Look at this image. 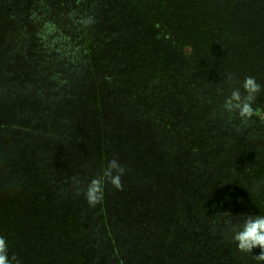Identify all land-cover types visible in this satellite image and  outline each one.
I'll return each mask as SVG.
<instances>
[{"label":"trees","instance_id":"obj_1","mask_svg":"<svg viewBox=\"0 0 264 264\" xmlns=\"http://www.w3.org/2000/svg\"><path fill=\"white\" fill-rule=\"evenodd\" d=\"M205 2L0 0V180L41 196L27 204L42 212V254L260 264V249L238 251L230 232L264 215V121L223 106L253 77L264 109V0H214L216 16H198ZM63 14L81 21L78 35L54 27ZM175 62L185 77L169 71ZM94 179L102 196L90 205Z\"/></svg>","mask_w":264,"mask_h":264},{"label":"rangeland","instance_id":"obj_2","mask_svg":"<svg viewBox=\"0 0 264 264\" xmlns=\"http://www.w3.org/2000/svg\"><path fill=\"white\" fill-rule=\"evenodd\" d=\"M206 1V2H205ZM205 4L204 7L197 6L196 11H200L198 16L200 14H203L204 11L206 12V9H210L209 11H212L214 16H216L215 10L213 8L214 0H204ZM209 6V8L207 7ZM243 10H246V7H242ZM81 16L83 14L80 13ZM232 22H230L229 29L232 31H235V22L240 24L241 18L235 15V13H230ZM64 18L59 16L60 22L63 23L61 25H54V27L58 30L60 28L65 29V27H69V24L73 22H67L66 16L63 14ZM69 23V24H68ZM70 24V26H71ZM82 27L81 21H77L74 24H72V27H69V29H66V33L70 35L79 34V29ZM99 26L97 24L96 26H89L90 29H94L99 31ZM236 28V33L238 34ZM259 39V35L257 34V40ZM264 42V40H263ZM234 48L235 46L232 45ZM14 50V49H9ZM191 51L189 47H185L182 49V52L184 54H188ZM199 55H195L193 61H190V64L188 67H190V70L192 72L196 71V67L194 65L199 62L198 57ZM26 59L23 54L22 57ZM172 68L169 69L170 72L178 74L180 77H185L186 74V67L181 66L180 64H177L176 62L173 65H170ZM205 69V67H204ZM208 73H213L211 68H207ZM188 78H186L187 80ZM208 80L210 78L208 77ZM196 83V79H193V82H190V84ZM227 86V85H226ZM195 87V85H194ZM26 121H28L26 119ZM36 123V122H34ZM33 123V125H35ZM17 149H14V153H16ZM11 152V154L13 153ZM23 152L25 153L24 149ZM31 152V151H28ZM34 155L35 152H31ZM40 154V153H39ZM14 155V154H13ZM15 156V155H14ZM33 156V155H31ZM16 157V156H15ZM39 158L38 156L36 159ZM8 166L5 163H2L1 168H5L4 171H8L6 169ZM30 167V166H27ZM40 172V171H38ZM48 173V171H47ZM44 174V171L42 170V175ZM49 174H53V171H49ZM6 172L4 173V178L0 180V237H3L6 240L7 243V256L9 258L10 264H78V258L75 254H67V252H64L63 254H60L54 249H48L44 254H42V243H46L47 241L45 237H42V212L39 211L40 209H34L32 210L31 205L27 204L28 202L33 203H39V205L42 203L41 196L37 194L38 196L36 202H34L29 195L25 191H23L26 188L21 189L19 186L15 183L10 182L9 179H7ZM16 176V172H14V177ZM46 178V181L50 183L52 178H49L48 176H44ZM55 181V180H54ZM52 183L54 184L53 180ZM31 190V189H27ZM50 201V197H48L47 202ZM31 208V209H30ZM38 211V212H36ZM76 229V226H75ZM61 241L64 240L63 237L59 238ZM118 241V240H117ZM69 242V241H66ZM122 243V242H121ZM120 243V244H121ZM70 244V243H68ZM75 244L77 246H81L79 241H76ZM135 256V257H134ZM147 260H149V257H147L146 254H139L133 255V259L131 257L130 260L123 261L124 264H148ZM131 261V262H130ZM123 262L121 264H123ZM114 263L113 258H108V264ZM117 264V263H116Z\"/></svg>","mask_w":264,"mask_h":264},{"label":"clouds","instance_id":"obj_3","mask_svg":"<svg viewBox=\"0 0 264 264\" xmlns=\"http://www.w3.org/2000/svg\"><path fill=\"white\" fill-rule=\"evenodd\" d=\"M242 86L247 95L242 98L238 89L232 91L230 96L225 100L223 106L225 111L229 113L235 112L242 123L254 118L264 121V109L253 107L256 94L260 92L261 86L256 83L253 77H246ZM115 167L116 162L112 161L110 168ZM105 175L111 176V172H106ZM111 183L119 189V175L111 176ZM85 196L90 205H95L99 202L102 193L98 180L94 179L90 182ZM230 239L235 243L237 250L240 252L252 253V250L258 247L260 252L258 255H254V257L260 264H264V215H249L241 223L232 225ZM0 264H10L7 256V243L3 237H0Z\"/></svg>","mask_w":264,"mask_h":264}]
</instances>
